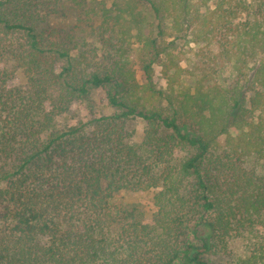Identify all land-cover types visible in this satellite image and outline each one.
<instances>
[{
  "label": "trees",
  "instance_id": "16d2710c",
  "mask_svg": "<svg viewBox=\"0 0 264 264\" xmlns=\"http://www.w3.org/2000/svg\"><path fill=\"white\" fill-rule=\"evenodd\" d=\"M137 1L157 32L136 4L105 10L113 53L94 60L29 1L0 0V56L23 79L8 85L0 69V264H264V0ZM164 19L189 31L185 65L158 38ZM93 90L115 112L56 128ZM133 119L145 125L138 143ZM146 190L150 224L112 203Z\"/></svg>",
  "mask_w": 264,
  "mask_h": 264
},
{
  "label": "rangeland",
  "instance_id": "374dc122",
  "mask_svg": "<svg viewBox=\"0 0 264 264\" xmlns=\"http://www.w3.org/2000/svg\"><path fill=\"white\" fill-rule=\"evenodd\" d=\"M29 1L34 13L40 17L41 26L51 27L63 33H69L73 36L77 48L74 50L78 53L82 50L88 52V57L94 60H100L103 57V52L111 48L103 46L104 39L110 37L109 31L103 29L101 25L105 10H109L111 16L116 15V7H125L131 4H136L141 13L145 16L149 26L148 30L157 32L154 27L156 20L150 12L148 5L137 0H26ZM204 8H201L203 11ZM128 17V16H126ZM129 26V28H128ZM163 35L158 37L166 42L173 41V53L180 59V64L185 65L186 59L192 57L193 43L189 38V31L183 30L176 33L171 29L169 20L164 19L161 23ZM129 35L126 39L129 42L126 55L129 60V65L135 70L137 77L140 79L141 72L139 70V50L141 43L136 40L135 30L131 24H127ZM118 33L115 31L109 44L116 46ZM106 43V42H105ZM107 49V50H106ZM0 69L5 73L8 85H23L22 77L15 65L6 58L0 56ZM185 78V84H190L191 80ZM153 82L157 87L164 88L165 81L160 75V65L155 64L153 67ZM115 112L114 109L107 106L105 92L103 90H93L87 100L73 101L68 110L64 114L55 117V127L62 128L63 126L76 123L78 119L96 118L98 116H108ZM144 123L138 119H133L127 122L125 130L130 135L131 142H140ZM153 190L146 191H126L117 193L112 203L121 209L132 213L138 220L143 223H151L154 207L152 204ZM242 242L236 243L235 251L242 255L244 252ZM243 250V251H242ZM223 257H214L211 259V264H224Z\"/></svg>",
  "mask_w": 264,
  "mask_h": 264
}]
</instances>
